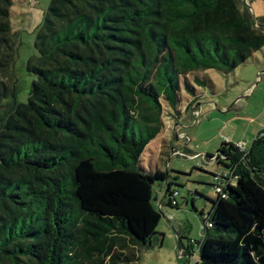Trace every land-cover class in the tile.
I'll use <instances>...</instances> for the list:
<instances>
[{"label": "trees", "instance_id": "trees-1", "mask_svg": "<svg viewBox=\"0 0 264 264\" xmlns=\"http://www.w3.org/2000/svg\"><path fill=\"white\" fill-rule=\"evenodd\" d=\"M13 5L0 0V264H129L161 219L167 175L139 168L161 97L175 106L180 76L238 67L264 27L239 0H51L21 102ZM209 158L226 169L212 173L222 192L195 264H264V129ZM172 184L164 199L178 206ZM197 251L189 239L184 256Z\"/></svg>", "mask_w": 264, "mask_h": 264}, {"label": "rangeland", "instance_id": "rangeland-1", "mask_svg": "<svg viewBox=\"0 0 264 264\" xmlns=\"http://www.w3.org/2000/svg\"><path fill=\"white\" fill-rule=\"evenodd\" d=\"M50 1L14 0L11 21L21 42L15 64L17 99L21 102L27 100L36 78L27 70V62L38 54L37 27ZM239 1L250 10L256 25L264 27V0ZM184 78L191 86L184 87ZM160 102L161 130L145 147L139 168L162 170L168 175L167 181L154 185L153 203L161 219L152 246L131 249L128 253L137 259L129 264H195V256L180 255L179 235L185 249L189 239L200 240L203 236L205 217L213 206L211 200L217 199L212 173L226 169L209 157L216 155L225 140L249 147L264 129V46L228 72L211 68L180 76L175 106L162 97ZM4 108L0 107V114ZM168 181L173 182L172 189L179 191L178 206H170L164 199ZM193 247L197 251L198 246ZM199 258L197 251V261Z\"/></svg>", "mask_w": 264, "mask_h": 264}, {"label": "built area", "instance_id": "built-area-1", "mask_svg": "<svg viewBox=\"0 0 264 264\" xmlns=\"http://www.w3.org/2000/svg\"><path fill=\"white\" fill-rule=\"evenodd\" d=\"M238 145V144H237ZM240 148H242V149H244L245 147H242L241 145H238ZM216 192H218V193H221L222 192V189H221V187H219V186H216ZM208 216H209V214H207V216L205 217V223H204V227H203V236H202V238L201 239H203V237H204V228H205V226L206 225H211V223H210V221H209V218H208ZM208 222V223H207ZM200 239V240H201ZM200 240H193V239H190V244H192V245H197L198 246V244H197V242L198 241H200ZM179 252H180V255L181 256H184L185 255V248L183 249V248H179ZM190 256V255H189ZM195 256V258H196V252H194V254H193V257Z\"/></svg>", "mask_w": 264, "mask_h": 264}, {"label": "water", "instance_id": "water-1", "mask_svg": "<svg viewBox=\"0 0 264 264\" xmlns=\"http://www.w3.org/2000/svg\"><path fill=\"white\" fill-rule=\"evenodd\" d=\"M167 175V174H166ZM168 176V175H167ZM166 176V178L168 179V177ZM166 179V180H167ZM166 187L168 188V182L166 183ZM165 191H166V189H165ZM165 194V193H164Z\"/></svg>", "mask_w": 264, "mask_h": 264}, {"label": "bare ground", "instance_id": "bare-ground-1", "mask_svg": "<svg viewBox=\"0 0 264 264\" xmlns=\"http://www.w3.org/2000/svg\"><path fill=\"white\" fill-rule=\"evenodd\" d=\"M208 218H209V216H208Z\"/></svg>", "mask_w": 264, "mask_h": 264}]
</instances>
